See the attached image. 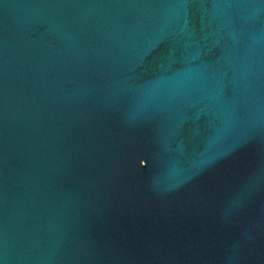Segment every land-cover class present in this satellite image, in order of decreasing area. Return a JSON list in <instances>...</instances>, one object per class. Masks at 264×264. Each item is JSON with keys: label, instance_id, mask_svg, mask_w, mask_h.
Wrapping results in <instances>:
<instances>
[{"label": "water", "instance_id": "water-1", "mask_svg": "<svg viewBox=\"0 0 264 264\" xmlns=\"http://www.w3.org/2000/svg\"><path fill=\"white\" fill-rule=\"evenodd\" d=\"M0 264H264V0H0Z\"/></svg>", "mask_w": 264, "mask_h": 264}]
</instances>
